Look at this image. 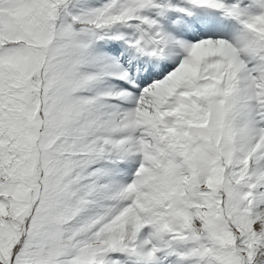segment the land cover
Listing matches in <instances>:
<instances>
[{"label": "snow or ice", "instance_id": "1", "mask_svg": "<svg viewBox=\"0 0 264 264\" xmlns=\"http://www.w3.org/2000/svg\"><path fill=\"white\" fill-rule=\"evenodd\" d=\"M0 264H264V0H0Z\"/></svg>", "mask_w": 264, "mask_h": 264}]
</instances>
